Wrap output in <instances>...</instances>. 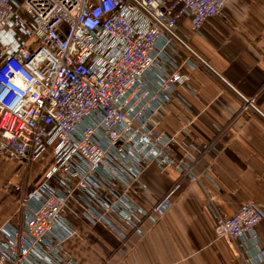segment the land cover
I'll use <instances>...</instances> for the list:
<instances>
[{"label": "built area", "instance_id": "built-area-1", "mask_svg": "<svg viewBox=\"0 0 264 264\" xmlns=\"http://www.w3.org/2000/svg\"><path fill=\"white\" fill-rule=\"evenodd\" d=\"M231 1L0 0V154L27 165L52 155L21 195L19 221L0 228V264H78L63 248L76 232L67 212L134 245L181 180L197 182L208 147L177 156L175 138L158 128L178 87L191 89L185 66L209 69L238 95L242 113L263 115L256 97L228 84L178 28L186 17L201 31ZM179 48L188 55L178 62ZM152 164L179 180L146 206L137 184ZM212 215L216 238L258 243L259 205Z\"/></svg>", "mask_w": 264, "mask_h": 264}, {"label": "crops", "instance_id": "crops-1", "mask_svg": "<svg viewBox=\"0 0 264 264\" xmlns=\"http://www.w3.org/2000/svg\"><path fill=\"white\" fill-rule=\"evenodd\" d=\"M183 38L240 94L255 96L263 115L241 112V101L205 67L183 70L189 87H178L158 128L175 138L177 156L208 149L194 168L197 182L181 180L170 207L131 245L103 224L71 212L76 229L63 245L78 264H264V217L255 227L258 243L216 238L213 210L230 215L245 203L264 211V0H232L222 16L209 17L201 31L188 18L178 24ZM188 54L179 48L178 62ZM50 151L28 167L0 154V228L19 221L21 195L35 186L51 163ZM35 172L34 178H27ZM137 184L143 205L158 202L179 180L175 170L148 166ZM19 187V189L17 188Z\"/></svg>", "mask_w": 264, "mask_h": 264}, {"label": "rangeland", "instance_id": "rangeland-1", "mask_svg": "<svg viewBox=\"0 0 264 264\" xmlns=\"http://www.w3.org/2000/svg\"><path fill=\"white\" fill-rule=\"evenodd\" d=\"M35 162V163H34ZM32 163H34V165L35 164H37V163H39V162H36V161H33V162H31L30 164H32ZM30 164L28 165V167L30 166ZM34 175H35V172H29V174H28V176H27V178H34ZM214 224V223H213Z\"/></svg>", "mask_w": 264, "mask_h": 264}]
</instances>
